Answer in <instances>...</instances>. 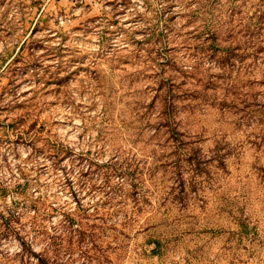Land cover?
<instances>
[{"label": "rangeland", "instance_id": "rangeland-1", "mask_svg": "<svg viewBox=\"0 0 264 264\" xmlns=\"http://www.w3.org/2000/svg\"><path fill=\"white\" fill-rule=\"evenodd\" d=\"M32 252L264 264V0H0V264Z\"/></svg>", "mask_w": 264, "mask_h": 264}, {"label": "trees", "instance_id": "trees-1", "mask_svg": "<svg viewBox=\"0 0 264 264\" xmlns=\"http://www.w3.org/2000/svg\"><path fill=\"white\" fill-rule=\"evenodd\" d=\"M216 34L215 33H212L210 34V37L215 41H216V38H215ZM167 111V110H166ZM161 112V115H160V121L163 120L164 123L166 124L167 128L169 129V131L174 134V135H178V136H181L183 134L182 131H180L177 126H176V123L173 122V118L171 116V111L170 112ZM162 116V117H161ZM132 186H136V184H133ZM235 223L237 225V233L240 235H243V233H246L247 230H248V224L250 223L248 221L247 218H244L242 216H237L235 219ZM163 229L166 228V226H162ZM158 235L160 236H157V237H148V242L151 243L153 245V248L150 250V253L151 254H154V255H157V256H160L162 254L161 252V246H162V239L163 238V234L161 232L158 233ZM165 240L167 241H170V238H166ZM165 242V241H164ZM32 255L36 256V261L34 264H53V262H50L46 257L44 256H37L34 252L31 253ZM30 260V259H29Z\"/></svg>", "mask_w": 264, "mask_h": 264}]
</instances>
